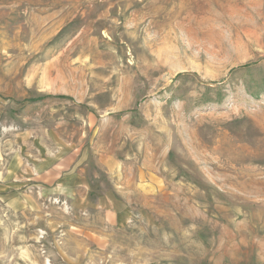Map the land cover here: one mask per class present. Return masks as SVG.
<instances>
[{
  "label": "rangeland",
  "instance_id": "obj_1",
  "mask_svg": "<svg viewBox=\"0 0 264 264\" xmlns=\"http://www.w3.org/2000/svg\"><path fill=\"white\" fill-rule=\"evenodd\" d=\"M57 146L117 223L9 178ZM0 264H264V0H0Z\"/></svg>",
  "mask_w": 264,
  "mask_h": 264
},
{
  "label": "crops",
  "instance_id": "obj_2",
  "mask_svg": "<svg viewBox=\"0 0 264 264\" xmlns=\"http://www.w3.org/2000/svg\"><path fill=\"white\" fill-rule=\"evenodd\" d=\"M24 153L11 160L7 171L13 181L25 180L28 192L37 189L40 195L64 198L71 206L80 207V210L83 208V211L87 206L98 207L111 217L113 224L120 219L123 211L117 208L112 193L110 196L105 193L93 201L89 180L80 168L82 160L75 151L57 146L53 149L26 150ZM29 196L21 193L12 202L21 204L26 199L30 200Z\"/></svg>",
  "mask_w": 264,
  "mask_h": 264
}]
</instances>
